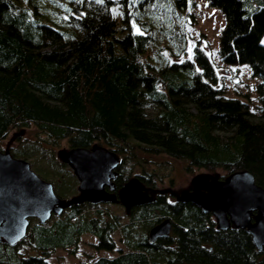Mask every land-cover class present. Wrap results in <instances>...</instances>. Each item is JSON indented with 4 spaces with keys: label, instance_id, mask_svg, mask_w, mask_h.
Instances as JSON below:
<instances>
[{
    "label": "trees",
    "instance_id": "16d2710c",
    "mask_svg": "<svg viewBox=\"0 0 264 264\" xmlns=\"http://www.w3.org/2000/svg\"><path fill=\"white\" fill-rule=\"evenodd\" d=\"M148 1L0 0V149L10 129L34 127V137L21 142L27 152L52 150L63 139L68 147L115 150V189L133 175L154 187L169 175L138 152L184 159L187 169L219 167L222 177L246 169L264 188V0H208L225 17L220 58L247 62L260 78L258 120L248 101L217 85L201 39L192 58L147 53L152 36L134 12ZM26 150L10 148L17 157ZM51 156L47 171L66 183L59 178L64 165ZM115 206L80 202L45 222L30 218L19 241H0V264H49L56 248L74 251L83 232L96 236L94 247L115 252L75 264H264V247L256 248L246 228L218 229L191 201L163 192L120 215ZM166 217L169 233L150 240L151 226Z\"/></svg>",
    "mask_w": 264,
    "mask_h": 264
},
{
    "label": "water",
    "instance_id": "95a60500",
    "mask_svg": "<svg viewBox=\"0 0 264 264\" xmlns=\"http://www.w3.org/2000/svg\"><path fill=\"white\" fill-rule=\"evenodd\" d=\"M78 180L77 193L59 196L51 181L42 178L23 157L0 149V241L14 244L25 236L30 218L45 222L52 213L80 202H119L125 212L134 205L150 202L156 193L167 192L176 200L191 201L209 211L215 227H244L256 248L264 247V188L246 169L234 170L220 177L217 172L199 171L188 188L146 185L134 175L115 190L114 177L120 156L103 144L91 147H60L56 152ZM171 228L168 217L149 229V239L166 236ZM177 264H222L181 262Z\"/></svg>",
    "mask_w": 264,
    "mask_h": 264
},
{
    "label": "rangeland",
    "instance_id": "374dc122",
    "mask_svg": "<svg viewBox=\"0 0 264 264\" xmlns=\"http://www.w3.org/2000/svg\"><path fill=\"white\" fill-rule=\"evenodd\" d=\"M248 1L251 0H244L245 3ZM133 2L136 3L135 0ZM134 13H138L149 27L152 39L149 42L147 53L150 56L167 57L169 60L175 61L184 57L192 58L193 46L197 39H201L202 46L218 75L217 85L223 88L226 96L239 97L248 101L253 112L251 118L254 120L260 119L261 116L257 111L259 99L256 87L260 78L251 73L249 63L227 64L220 58L218 51L219 37L225 24V17L218 6L209 3L208 0H150L137 5ZM134 29L137 30L138 27L135 26ZM260 40L264 43V31ZM34 133V127L10 129L8 135L1 141V148L10 150L13 146H19L22 150H26L21 142L23 138L30 139L34 137ZM60 147H68L65 139L61 140L52 150L38 151L37 149L35 151L29 150V152L26 150V153L20 157L27 159L31 168L42 178L51 181L55 192L66 198L77 193L78 180L71 168L62 161L64 170L61 172L63 175L59 178L61 181H66V183H57L56 176L49 172L52 164H55L51 161V154L57 160L56 162L61 163L56 154L57 149ZM138 154L160 163L161 169L165 168L164 166L169 169V175L158 183L159 188L171 187L176 191L188 188L191 177L197 172L205 170L199 166H191L190 169H187L188 162L186 160L165 153L138 152ZM66 170L69 171L70 175L66 174ZM215 172L219 175L226 173L224 169L219 167L215 169ZM169 198L174 197L169 194ZM115 203L117 214H123L124 207L122 204ZM112 238L116 246H123L117 232L112 233ZM96 240V236L91 232H83L74 251L56 248L49 255L48 263L75 264L80 260L87 259L89 256L115 252L114 249L94 247L93 243Z\"/></svg>",
    "mask_w": 264,
    "mask_h": 264
},
{
    "label": "flooded vegetation",
    "instance_id": "af4514ba",
    "mask_svg": "<svg viewBox=\"0 0 264 264\" xmlns=\"http://www.w3.org/2000/svg\"><path fill=\"white\" fill-rule=\"evenodd\" d=\"M220 177H222V176H220Z\"/></svg>",
    "mask_w": 264,
    "mask_h": 264
}]
</instances>
